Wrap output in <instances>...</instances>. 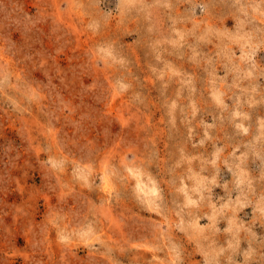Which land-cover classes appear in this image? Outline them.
<instances>
[{
  "label": "rangeland",
  "instance_id": "1",
  "mask_svg": "<svg viewBox=\"0 0 264 264\" xmlns=\"http://www.w3.org/2000/svg\"><path fill=\"white\" fill-rule=\"evenodd\" d=\"M0 264H264V0H0Z\"/></svg>",
  "mask_w": 264,
  "mask_h": 264
}]
</instances>
